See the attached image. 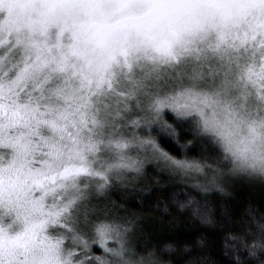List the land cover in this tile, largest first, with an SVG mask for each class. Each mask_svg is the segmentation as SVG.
Here are the masks:
<instances>
[{
	"label": "snow or ice",
	"instance_id": "1",
	"mask_svg": "<svg viewBox=\"0 0 264 264\" xmlns=\"http://www.w3.org/2000/svg\"><path fill=\"white\" fill-rule=\"evenodd\" d=\"M150 159L220 259L105 203ZM237 182L264 187V0H0V264H264V208L211 200Z\"/></svg>",
	"mask_w": 264,
	"mask_h": 264
},
{
	"label": "trees",
	"instance_id": "2",
	"mask_svg": "<svg viewBox=\"0 0 264 264\" xmlns=\"http://www.w3.org/2000/svg\"><path fill=\"white\" fill-rule=\"evenodd\" d=\"M163 148L173 156L184 158L183 153H178L172 145L165 144ZM198 152L199 149H196L188 153L187 158L198 159ZM186 183L190 186L191 181H186L161 165H151L146 167L135 183L129 184V188L110 192L108 203L117 205L124 210L121 215L134 217L139 226L144 228V231L136 233V239L140 243L163 247L177 239L193 241L199 239L202 232L211 231L216 239V247L212 252L220 259L219 229L224 225H216L214 229L205 228L190 210L180 211L176 206V201L183 200L188 191ZM211 200L215 205L229 201V206L239 216L246 213L249 207L264 208V187L237 182L234 186L227 187L225 193L211 197ZM216 211L222 213L223 208H217ZM183 255L184 253L180 252L173 259L180 260Z\"/></svg>",
	"mask_w": 264,
	"mask_h": 264
},
{
	"label": "rangeland",
	"instance_id": "3",
	"mask_svg": "<svg viewBox=\"0 0 264 264\" xmlns=\"http://www.w3.org/2000/svg\"><path fill=\"white\" fill-rule=\"evenodd\" d=\"M151 165H157V166H159L160 167V165L162 166V167H165V168H168V169H170L166 164H165V162L164 161H158V160H154V159H150V160H148V161H146L145 162V165H144V171L143 172H145V169H146V167H148V166H151ZM142 172V173H143ZM142 173L139 175V176H135V174H132L133 175V178L131 179V180H129L126 184H121V185H119L117 188H116V190H121V189H124L125 190V188H129V184H131L132 182L133 183H135V181H137L141 176H142ZM109 194V193H108ZM108 199H109V196L107 195V198H106V200H105V203H108ZM97 254H100V253H97Z\"/></svg>",
	"mask_w": 264,
	"mask_h": 264
}]
</instances>
